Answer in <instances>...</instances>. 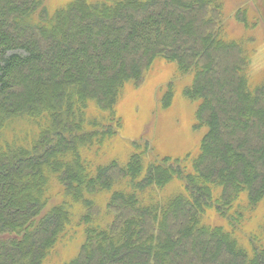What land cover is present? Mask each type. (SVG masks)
<instances>
[{
	"label": "trees",
	"instance_id": "16d2710c",
	"mask_svg": "<svg viewBox=\"0 0 264 264\" xmlns=\"http://www.w3.org/2000/svg\"><path fill=\"white\" fill-rule=\"evenodd\" d=\"M234 16L257 26L247 8ZM226 24L222 0H72L53 13L0 0V264H44L76 216L83 241L65 264H264L262 240L239 236L264 205V81ZM158 58L192 77L198 155L160 157L140 139L124 162L92 161L122 127L123 89ZM19 119L32 137L7 136Z\"/></svg>",
	"mask_w": 264,
	"mask_h": 264
},
{
	"label": "rangeland",
	"instance_id": "374dc122",
	"mask_svg": "<svg viewBox=\"0 0 264 264\" xmlns=\"http://www.w3.org/2000/svg\"><path fill=\"white\" fill-rule=\"evenodd\" d=\"M72 0H44L45 6L51 13L65 7ZM224 14L227 20V36L229 39H245L250 50L249 73L254 84L264 81V0H222ZM240 8H247L249 22H256L257 26L246 29L235 20V13ZM250 40H252L250 42ZM191 75L181 74L176 64L168 63L158 58L146 73L140 86L127 84L122 91L116 105V116L121 121L118 134L107 142L99 154L87 152L92 161L107 163L118 159L127 160L132 152L131 142L145 139L149 141L156 155L160 157L185 158L198 155L205 130H196V110L198 103L187 99L183 92L191 84ZM173 84L174 98L170 107L164 108L162 99ZM93 111V108H90ZM90 111V112H91ZM34 127L29 121L19 119L9 126L8 137H28L34 135ZM175 188V186H174ZM167 189L171 190L172 187ZM52 192L50 205L62 199L60 194ZM167 191V190H165ZM106 194L97 197L103 201ZM56 196V197H55ZM243 203L244 200L242 199ZM81 208V205H76ZM210 216V217H209ZM210 223L225 222L215 220L214 214L209 213ZM79 217L72 221L66 235L58 242L56 248L45 260L44 264H65L78 252L83 241L84 228L78 224ZM239 235L247 242L246 237H259L264 243V205H260L248 214Z\"/></svg>",
	"mask_w": 264,
	"mask_h": 264
}]
</instances>
